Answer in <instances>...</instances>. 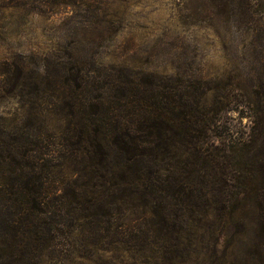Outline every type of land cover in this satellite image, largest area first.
<instances>
[{"label": "trees", "instance_id": "1", "mask_svg": "<svg viewBox=\"0 0 264 264\" xmlns=\"http://www.w3.org/2000/svg\"><path fill=\"white\" fill-rule=\"evenodd\" d=\"M263 1L208 0L218 23L234 11L250 31L262 29ZM95 58L89 66L70 42L42 66L0 71V98L28 108L23 124L0 126V264H192L189 226L214 212L238 227L231 242L255 229L264 247V83L106 71ZM234 98L252 111L247 139L227 132ZM48 107L58 134L42 130Z\"/></svg>", "mask_w": 264, "mask_h": 264}, {"label": "rangeland", "instance_id": "2", "mask_svg": "<svg viewBox=\"0 0 264 264\" xmlns=\"http://www.w3.org/2000/svg\"><path fill=\"white\" fill-rule=\"evenodd\" d=\"M260 8L264 11V1ZM237 16L230 11L229 22L218 23L208 0H0V71L6 62L42 66L46 53L72 42L89 66L94 55V64L106 71L120 66L157 72L178 68L232 83L238 75L241 83H264V18L262 29L250 31L249 21ZM213 94L207 93L208 101ZM237 100H231L223 118L228 134L242 140L249 136L253 117ZM27 110L18 96L5 95L0 98V126L23 124ZM38 117L46 134L63 129V120L50 107ZM231 221L230 214L214 212L191 222L192 264H264V247L255 245L257 230L240 243L231 242L238 230ZM83 263L74 255L43 256L40 264Z\"/></svg>", "mask_w": 264, "mask_h": 264}]
</instances>
